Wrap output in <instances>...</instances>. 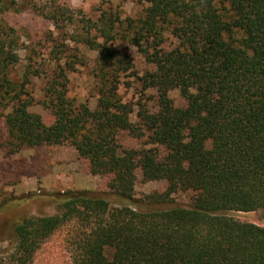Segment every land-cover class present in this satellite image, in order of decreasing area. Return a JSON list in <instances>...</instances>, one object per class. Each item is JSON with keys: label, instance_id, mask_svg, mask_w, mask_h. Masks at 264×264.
I'll list each match as a JSON object with an SVG mask.
<instances>
[{"label": "trees", "instance_id": "1", "mask_svg": "<svg viewBox=\"0 0 264 264\" xmlns=\"http://www.w3.org/2000/svg\"><path fill=\"white\" fill-rule=\"evenodd\" d=\"M41 1L0 0V148L8 157L69 144L119 203L55 193L54 214L14 225L0 264H33L58 233L71 264H264V227L227 215L264 211V0H136L132 17L109 6L95 19L46 0L39 15L53 30L38 52L4 16ZM116 42L136 48L149 66L142 76ZM78 46L95 53L94 109L68 96V74L88 63ZM131 81L136 103L118 91ZM34 103L48 117L30 112ZM137 171L166 183L145 201L190 191L191 207L136 210Z\"/></svg>", "mask_w": 264, "mask_h": 264}, {"label": "rangeland", "instance_id": "2", "mask_svg": "<svg viewBox=\"0 0 264 264\" xmlns=\"http://www.w3.org/2000/svg\"><path fill=\"white\" fill-rule=\"evenodd\" d=\"M45 1L42 0L37 5V11L21 6L19 12L11 11L4 16L6 22L21 36V41L36 48L38 52L49 50V47L36 44L43 45L44 35L53 30L50 23L39 15L47 5ZM67 5L76 15L92 19L99 15L100 9H108L109 6L118 10L122 18L134 16L143 7L136 0H69ZM113 46L132 58L134 69L139 76L149 68L135 47L124 42H116ZM78 49L88 63L87 66L77 67L74 73L68 74V96L79 101L86 100L89 107L94 109L96 98L92 91V68L95 53L81 46H78ZM20 54L24 55L23 52ZM34 86L39 89L41 80L35 79ZM118 91L124 101L136 103L139 99V86L136 81H131L130 87L120 85ZM169 97L178 106L184 104L178 90L170 91ZM29 111L44 117L49 115V112L37 103H34ZM131 121H136L135 114H132ZM5 135L4 124L0 119V144L4 142ZM107 182L108 177L92 175L87 161L79 158L69 144L26 148L8 157L0 148V253L9 246L13 227L22 218L55 213L56 203L51 199L55 193L87 191L92 195L101 196L113 207L119 202L109 193ZM165 187L164 181L144 182L140 171H137L133 207L143 212L191 207L193 193L190 191L175 193L168 202L145 201L147 195L162 193ZM227 215L240 222L264 227V211L261 210L229 212ZM63 238V233L53 236L36 253L33 264H71Z\"/></svg>", "mask_w": 264, "mask_h": 264}]
</instances>
